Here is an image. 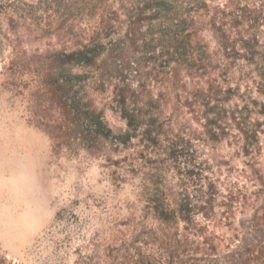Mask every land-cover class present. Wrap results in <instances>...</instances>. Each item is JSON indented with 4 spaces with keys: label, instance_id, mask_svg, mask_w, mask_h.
I'll return each instance as SVG.
<instances>
[{
    "label": "trees",
    "instance_id": "1",
    "mask_svg": "<svg viewBox=\"0 0 264 264\" xmlns=\"http://www.w3.org/2000/svg\"><path fill=\"white\" fill-rule=\"evenodd\" d=\"M244 1L103 0L92 31L72 42L57 18L46 24L54 33L39 28L35 0H0V45L11 48L2 85L26 90L29 122L69 156L107 146L119 155L110 160L115 180H140L137 202L156 224L155 243L138 254L126 247L123 264H264V169L249 166L250 194L221 188L187 128L199 126L209 141L238 138L245 156L260 150L264 7ZM35 34L47 48L75 49L28 52ZM98 87L123 131L115 134L97 108ZM253 93L261 121L252 118ZM0 264L12 263L0 253Z\"/></svg>",
    "mask_w": 264,
    "mask_h": 264
},
{
    "label": "rangeland",
    "instance_id": "2",
    "mask_svg": "<svg viewBox=\"0 0 264 264\" xmlns=\"http://www.w3.org/2000/svg\"><path fill=\"white\" fill-rule=\"evenodd\" d=\"M101 1L46 0L44 5L45 0H35L39 28L49 35L54 33L46 24H54L57 18L70 32L67 38L73 37L72 42L86 37L98 22ZM246 1L264 7V0ZM262 24L263 43L264 20ZM38 37L35 34L27 39L24 49H75L47 48L49 41ZM10 51L0 45V72ZM2 83L0 74V253L12 264H123L127 262V256H123L126 247L134 254L151 248L155 242L150 232L156 224L150 217H141L139 178L124 183L115 180L110 160L119 157L117 152H110L107 146L99 154L81 150L69 156L54 151L48 135L29 122L32 113L26 90H5ZM240 92H245L244 85ZM252 97L258 102L252 118L261 121L263 116L255 112L262 99L254 93ZM93 98L113 132L123 131L124 122L109 105V92H99L98 87ZM187 128L198 135L199 162L205 174L221 188H241L246 194L256 189L247 177L252 164L264 169V134H259V152L245 156L238 138L209 141L200 134L199 126L191 124ZM240 216L237 213L236 220ZM214 231L229 236L225 228Z\"/></svg>",
    "mask_w": 264,
    "mask_h": 264
}]
</instances>
